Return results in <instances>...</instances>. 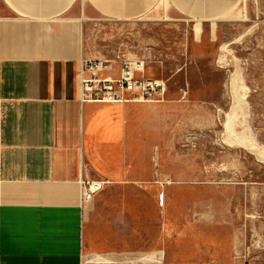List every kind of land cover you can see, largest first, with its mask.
Masks as SVG:
<instances>
[{"label":"crops","instance_id":"1","mask_svg":"<svg viewBox=\"0 0 264 264\" xmlns=\"http://www.w3.org/2000/svg\"><path fill=\"white\" fill-rule=\"evenodd\" d=\"M162 1L211 22L241 0H0V264H218L158 250L156 167L126 144L125 105L79 100L86 20L135 21ZM108 120L118 139L100 134ZM82 179L106 183L83 201Z\"/></svg>","mask_w":264,"mask_h":264},{"label":"rangeland","instance_id":"2","mask_svg":"<svg viewBox=\"0 0 264 264\" xmlns=\"http://www.w3.org/2000/svg\"><path fill=\"white\" fill-rule=\"evenodd\" d=\"M164 4L130 22L88 18L82 40L88 58L143 60L145 78L167 83L163 99L122 110L126 144H140V162L156 167L151 191L166 195L158 250L178 262L264 264V0L211 22ZM100 128L119 138L111 120Z\"/></svg>","mask_w":264,"mask_h":264},{"label":"built area","instance_id":"3","mask_svg":"<svg viewBox=\"0 0 264 264\" xmlns=\"http://www.w3.org/2000/svg\"><path fill=\"white\" fill-rule=\"evenodd\" d=\"M80 103L121 105L163 99L167 83L143 76V60L124 59L119 62L82 57L80 61ZM82 199L90 201L106 182L81 180ZM164 203V194L160 196Z\"/></svg>","mask_w":264,"mask_h":264},{"label":"bare ground","instance_id":"4","mask_svg":"<svg viewBox=\"0 0 264 264\" xmlns=\"http://www.w3.org/2000/svg\"><path fill=\"white\" fill-rule=\"evenodd\" d=\"M229 129H230V128H229ZM164 197H165V195H164ZM158 199H159V204H160V194H159V198H158ZM164 201H165V199H164ZM163 205H164V203H163Z\"/></svg>","mask_w":264,"mask_h":264}]
</instances>
